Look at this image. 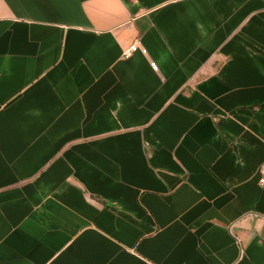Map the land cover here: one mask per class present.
Returning <instances> with one entry per match:
<instances>
[{
  "label": "crops",
  "instance_id": "obj_1",
  "mask_svg": "<svg viewBox=\"0 0 264 264\" xmlns=\"http://www.w3.org/2000/svg\"><path fill=\"white\" fill-rule=\"evenodd\" d=\"M262 170L264 0H0V264H264Z\"/></svg>",
  "mask_w": 264,
  "mask_h": 264
},
{
  "label": "built area",
  "instance_id": "obj_2",
  "mask_svg": "<svg viewBox=\"0 0 264 264\" xmlns=\"http://www.w3.org/2000/svg\"><path fill=\"white\" fill-rule=\"evenodd\" d=\"M139 51L141 54L146 55L147 51L140 47L138 43L132 44L127 50L124 51L123 56L125 58L130 57L134 52ZM150 67L153 71H157V65L154 62H150ZM258 186L260 189L264 191V170H262L259 174L258 178Z\"/></svg>",
  "mask_w": 264,
  "mask_h": 264
}]
</instances>
